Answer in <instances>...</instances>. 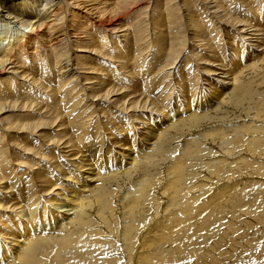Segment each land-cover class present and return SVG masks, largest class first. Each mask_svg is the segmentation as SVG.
I'll return each mask as SVG.
<instances>
[{
    "label": "bare ground",
    "instance_id": "1",
    "mask_svg": "<svg viewBox=\"0 0 264 264\" xmlns=\"http://www.w3.org/2000/svg\"><path fill=\"white\" fill-rule=\"evenodd\" d=\"M0 264H264V0H0Z\"/></svg>",
    "mask_w": 264,
    "mask_h": 264
}]
</instances>
